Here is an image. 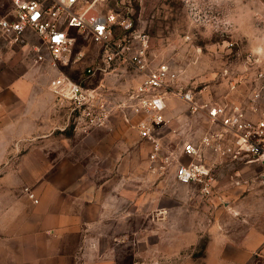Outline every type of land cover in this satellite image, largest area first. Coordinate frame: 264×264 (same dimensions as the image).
<instances>
[{
	"label": "rangeland",
	"instance_id": "374dc122",
	"mask_svg": "<svg viewBox=\"0 0 264 264\" xmlns=\"http://www.w3.org/2000/svg\"><path fill=\"white\" fill-rule=\"evenodd\" d=\"M93 1L96 0H82L79 7ZM11 9L12 0H0V17ZM112 11L131 16L149 33L152 58L170 63L183 83L197 90L201 102L238 105L248 117L264 118V0H98L89 14L95 19ZM75 34L74 49L85 52V56L62 70L84 82L86 67L100 57L101 51L87 33L77 30ZM38 49L48 55L34 33L20 43H12L0 34V70L7 72L8 78L28 75L50 91L59 71L50 60L36 59ZM107 81L120 99L133 89L138 76L133 69L124 67ZM54 110L57 128L77 130L68 107L56 98ZM168 115L172 123L164 132V141L173 149L179 150L184 139L199 141L208 125L204 114H191L188 105L177 99L169 100ZM137 118L135 113L118 108L111 124L127 132L122 139L129 142V149L126 152L119 148V167L110 171L120 181L129 180L135 194L144 199L139 202L147 216L135 220L136 225L144 222L150 229L149 242L146 241L151 247L150 255L135 257L131 262L191 258L204 264L209 230L214 223H225L234 241L242 240L250 228L264 234V164L226 161L212 149H204L205 160L211 165L219 164L215 194L208 198L199 185L179 182L173 168L154 170L152 146L141 138L135 126ZM161 208L168 210L165 224L198 228V243L172 257L164 255L171 249L170 243L163 241L167 229L162 219L154 217ZM167 234L174 238L179 235ZM157 247L161 250H154ZM250 264H264V257Z\"/></svg>",
	"mask_w": 264,
	"mask_h": 264
},
{
	"label": "crops",
	"instance_id": "0c3cea01",
	"mask_svg": "<svg viewBox=\"0 0 264 264\" xmlns=\"http://www.w3.org/2000/svg\"><path fill=\"white\" fill-rule=\"evenodd\" d=\"M54 107L55 95L45 85L0 70V264H131L149 256L150 229L135 220L147 216L139 202L144 199L110 171L119 167V148L129 149L127 132L111 127L112 116L86 134L57 128ZM166 218L163 226L179 235L166 230L162 240L171 249L164 255L198 243V228L165 224ZM221 224L210 227L204 264L264 257L261 231L250 228L234 241ZM151 260L197 264L191 258Z\"/></svg>",
	"mask_w": 264,
	"mask_h": 264
},
{
	"label": "built area",
	"instance_id": "2783aa9c",
	"mask_svg": "<svg viewBox=\"0 0 264 264\" xmlns=\"http://www.w3.org/2000/svg\"><path fill=\"white\" fill-rule=\"evenodd\" d=\"M81 1L12 0L9 14L0 17V34L12 43L24 42L29 33L41 39L48 55L38 49L36 59H48L58 69L50 90L59 103L68 107L77 130L89 132L106 125L118 108L135 113L141 138L152 146L154 170L173 168L179 182L199 185L208 198L215 194L219 164H209L204 149H212L226 161L264 164L263 117L250 118L238 105L201 102L197 90L184 84L170 63L152 58L150 35L131 16L112 11L92 19L89 13L98 0L79 7ZM77 30L87 33L101 51L100 57L86 67L84 82L62 70L85 56V52L74 49ZM124 67L133 69L138 81L118 99L107 78ZM100 75L103 77L94 81ZM171 99L183 101L191 114H204L208 124L199 141L184 139L179 150L164 141V132L172 123L168 115ZM167 214L168 210L161 208L154 217L163 219ZM131 264L155 263L138 259Z\"/></svg>",
	"mask_w": 264,
	"mask_h": 264
}]
</instances>
